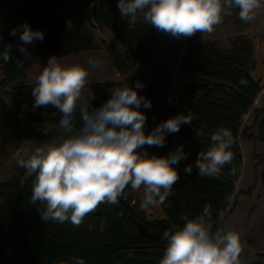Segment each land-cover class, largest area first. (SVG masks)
<instances>
[{
  "label": "trees",
  "instance_id": "trees-1",
  "mask_svg": "<svg viewBox=\"0 0 264 264\" xmlns=\"http://www.w3.org/2000/svg\"><path fill=\"white\" fill-rule=\"evenodd\" d=\"M118 0H0V53L12 45L10 55L23 60L17 67L12 60L0 59V264H72V258H83L85 264H159L166 247L162 233L172 224L182 226L181 216L194 218L210 206L213 230L223 229L228 199L239 176L241 154L236 137L241 116L260 91L264 65L252 41L240 37L222 50L215 41H201L198 33L176 38L158 33L142 21L129 25L120 16ZM114 35L123 52L108 50L119 83H95L85 86L95 94L92 106L98 107L110 96V89L139 81V95L151 102L141 107L146 116L145 134L162 121L190 111L192 125L183 124L178 133L166 135L163 147L145 146L149 155L167 156L183 145L187 160L173 165L180 179L164 204L144 210L140 207L143 190L130 188L117 205L100 204L79 227L70 222H44L36 207L30 204L31 183H21L24 169L13 159L19 150L31 154L58 132L60 113L52 106L33 107L32 87H10L25 79L27 58L31 56H77L96 49L93 35L68 23L91 22ZM27 23L44 33L43 40L25 47L27 58L18 50V35L11 30ZM137 66L145 73L129 75ZM244 81V83H241ZM79 106L76 125L80 124ZM261 116L264 110L253 111ZM208 135L196 136L202 127ZM228 128L233 137L231 164L222 168L219 178L201 177L193 168L185 173L186 164H194L197 153L210 145V134ZM241 138L248 140L245 131ZM264 140H262L263 142ZM234 169V171H232ZM248 193V192H246ZM218 213L222 217L217 218Z\"/></svg>",
  "mask_w": 264,
  "mask_h": 264
},
{
  "label": "clouds",
  "instance_id": "clouds-1",
  "mask_svg": "<svg viewBox=\"0 0 264 264\" xmlns=\"http://www.w3.org/2000/svg\"><path fill=\"white\" fill-rule=\"evenodd\" d=\"M262 3L264 0H118L117 7L129 25L142 17L143 23L158 33L180 38L211 33L223 16L230 14L226 10L234 8L241 21L250 22ZM18 31V50L27 58L25 45L42 41L44 33L27 23L18 25L10 34L17 36ZM11 51V44L4 45L0 59L5 63L12 60L22 67L24 61L14 59ZM88 64L98 67L93 60ZM87 78L88 71L83 66H64L58 57L50 56L31 90L34 108L50 105L60 113L55 137L31 154L19 150L13 155L25 170L21 183L33 178L29 202L44 205L43 209L36 207L44 222H70L79 227L100 204L117 205L128 188L133 192L143 190L142 209L162 205L180 179L173 165L187 160L189 155L183 145L167 156L149 155L145 146L163 147L166 135L178 133L183 124L192 125V112L170 117L145 134L147 118L140 109H150L151 102L138 94L136 89L143 88L139 81L134 87L111 88L108 99L93 107L96 97L92 90L86 97L82 95ZM78 102L79 126L75 122ZM204 127L196 136L208 135ZM232 143L231 131L218 128L210 134L209 147L197 153L194 164L185 165V173L191 175L195 168L201 177L219 178L222 168L234 159ZM222 215L218 213L217 218ZM180 219L182 226L172 224L162 233L167 243L159 264H239L240 237L234 231L213 230L210 206L205 205L194 218L183 215ZM72 264L85 261L73 257Z\"/></svg>",
  "mask_w": 264,
  "mask_h": 264
},
{
  "label": "rangeland",
  "instance_id": "rangeland-1",
  "mask_svg": "<svg viewBox=\"0 0 264 264\" xmlns=\"http://www.w3.org/2000/svg\"><path fill=\"white\" fill-rule=\"evenodd\" d=\"M226 11L230 14L224 15L222 22L215 26L211 33H198L199 39L215 41L222 50H229L234 40L248 37L264 62V3L256 10L255 18L250 22L241 21L238 9ZM140 21L142 17H138L137 22ZM68 25L71 28L78 27L90 32L94 37L96 49L77 56L58 58L59 62L64 66L77 64L83 66L88 71L86 85L121 82L123 77L116 73L108 53V50L124 51L114 35L93 21L68 23ZM48 58L47 56L28 57L25 79L11 84L10 87H33L36 75L42 71ZM89 60L95 61L98 67H90ZM259 68L264 73V65ZM145 72L146 68L137 66L135 71L128 74L137 75ZM261 80L258 95L252 101L248 111L241 116L240 131L236 137L241 154L239 178L228 199L226 215L222 223V231H234L240 237L239 264H264V141L262 142L264 129L257 128L261 116L253 112L264 110V74ZM84 91L85 89L83 96ZM241 130L245 131L246 136L249 137L248 140L241 138Z\"/></svg>",
  "mask_w": 264,
  "mask_h": 264
},
{
  "label": "crops",
  "instance_id": "crops-1",
  "mask_svg": "<svg viewBox=\"0 0 264 264\" xmlns=\"http://www.w3.org/2000/svg\"><path fill=\"white\" fill-rule=\"evenodd\" d=\"M258 95V94H257Z\"/></svg>",
  "mask_w": 264,
  "mask_h": 264
}]
</instances>
